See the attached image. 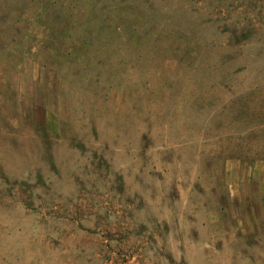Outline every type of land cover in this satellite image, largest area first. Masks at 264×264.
<instances>
[{
	"label": "rangeland",
	"instance_id": "1",
	"mask_svg": "<svg viewBox=\"0 0 264 264\" xmlns=\"http://www.w3.org/2000/svg\"><path fill=\"white\" fill-rule=\"evenodd\" d=\"M256 253L264 0H0V264Z\"/></svg>",
	"mask_w": 264,
	"mask_h": 264
},
{
	"label": "crops",
	"instance_id": "2",
	"mask_svg": "<svg viewBox=\"0 0 264 264\" xmlns=\"http://www.w3.org/2000/svg\"><path fill=\"white\" fill-rule=\"evenodd\" d=\"M256 255L254 258L252 257L249 264H264V257H260L259 253H256Z\"/></svg>",
	"mask_w": 264,
	"mask_h": 264
}]
</instances>
